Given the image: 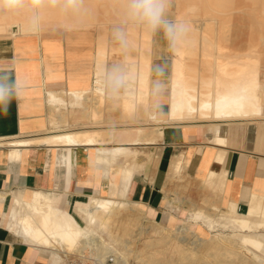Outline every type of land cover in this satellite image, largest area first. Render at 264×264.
I'll return each mask as SVG.
<instances>
[{"label":"bare ground","instance_id":"1","mask_svg":"<svg viewBox=\"0 0 264 264\" xmlns=\"http://www.w3.org/2000/svg\"><path fill=\"white\" fill-rule=\"evenodd\" d=\"M227 3L230 7L226 10L227 15H224V11L217 10L218 4L225 6L218 0H171L168 15L172 13L174 21H187L191 30L181 50L173 53L171 88L168 89L170 97L166 106V119L161 121L156 120L154 108H148L152 97L150 84L155 34L127 21V0H84L78 10L45 7L38 15L27 7L16 12L0 9V55L4 54L3 50L7 47L4 42L9 43L10 40L21 41L32 37L39 40L44 35L52 36L51 33L55 35L58 31H91L96 35L93 89L88 93L48 90L45 98L51 109H56L58 105L71 106L73 99L82 102L91 93L93 105L96 104L92 117L97 124L103 121L100 119L103 114L101 110L106 99L112 96L117 98L116 103L112 104L116 105L121 115L118 119L130 118V122L141 117L138 120L143 123L155 122V125L135 126L123 132L116 129L108 138L105 134L70 131L33 138H10L12 140H6L5 143L0 141L1 146L12 147L9 151L12 161H19L20 149L24 146L86 145L95 147L97 165L116 168L106 173L110 184L108 190L99 188L90 197V205L77 206L73 213L59 209L54 205L53 197L41 191H36L30 201H24L20 195L13 193L16 205L11 210L8 226L11 230L21 235L26 242L43 249L48 256L51 255L54 264L65 263L69 255H77L79 262L89 260L92 264H105L108 257L114 258V264H129L128 256L133 254L138 264H264L263 196H249L244 210L236 203H229L228 207L222 209L217 205V200L208 202V206L196 203L195 207L189 203L192 206L186 207L188 215L179 218L176 226L167 224L165 220H149L137 202L127 199L130 183L137 172V162H142L138 168L143 171L150 161L151 155L144 145L157 140L162 142L166 126L232 118L264 122V26L256 33L259 36L258 43L253 46L256 55L243 56L242 52L238 57L239 54H231V45L227 44L231 40L229 34L220 32L218 24L223 19H231L235 12L244 14L246 8L232 6L237 0H227ZM252 4L249 7L253 11L252 19L264 23V0H252ZM197 22L200 24L194 25ZM211 24L216 27L212 30L204 28ZM117 28L125 31L127 40V46H122L123 54L118 55L114 52V31ZM31 50L33 47H30ZM116 65L130 73L129 87L120 93H109L110 90L104 86V76ZM227 126L225 123L210 125L212 141L220 139V142L226 143ZM50 129L55 130L57 127L51 126ZM108 140L113 145L108 146L111 143ZM137 145L143 147L138 148ZM183 153V150L176 152L168 170V182L176 180L177 191L183 186L184 190L187 188L183 180L188 182L184 175ZM223 178L224 172L210 171L197 190L215 193L222 189L220 185ZM177 191L174 193L175 198L180 196ZM210 194L208 200L203 197L206 202L212 197ZM6 196L0 193V200H5ZM142 221L150 224L143 226ZM131 227L137 229L134 235L129 231ZM142 235H147L144 236L146 241L143 248H147L146 251L150 253L153 251L149 255L131 247ZM168 244L175 247L169 251L171 255L163 256L160 247ZM177 245H183L181 248L184 250L179 251ZM175 248L182 255L175 257L178 255ZM74 249L76 251L73 253ZM165 249L164 253L167 252ZM196 255L198 260L194 259Z\"/></svg>","mask_w":264,"mask_h":264},{"label":"crops","instance_id":"2","mask_svg":"<svg viewBox=\"0 0 264 264\" xmlns=\"http://www.w3.org/2000/svg\"><path fill=\"white\" fill-rule=\"evenodd\" d=\"M58 33H54L56 36L53 33L52 36L44 35L39 40L32 37L4 42L7 47L3 50L4 54L0 55V74L13 76L24 88L19 100H13L7 113L0 112L1 142L70 131L105 134L108 138L116 129L123 132L134 129L135 126L155 125V122H141L138 120L141 117L130 122V118L118 119L121 115L116 105L112 104L117 100L114 96L106 99L100 117L103 121L98 124L92 117L96 104L93 105L91 93L88 95L89 100L85 98L82 102H75L73 99L71 106L58 105L56 109H51L46 101L48 90L88 93L93 89L95 77L93 59L96 35L91 31ZM154 34L151 83L154 79H159L163 82L164 89L158 97L152 94L148 108H154L156 120L161 121L166 119V106L170 97L168 89L171 88L173 52L163 33ZM114 43L120 44L119 41ZM30 47L33 50L30 51ZM114 52L117 55L123 54L122 45H116ZM156 67L162 69L163 75H156L153 71ZM158 104L162 107L157 108ZM215 123L228 124L226 143L220 142V139L212 141L213 134L209 126ZM263 125L264 122L256 119L247 121L232 118L166 126L162 142L157 140L147 145L142 144L151 155L150 161L148 160L143 171L138 168L142 162H137V172L130 183L127 199L137 202L149 220H165L169 223L186 217V207L188 209L192 202L178 203L174 194L176 185L168 184L171 161L176 152L183 150L186 168L184 175L190 178L192 186L198 187V182L207 178L210 171L224 172L223 183L220 185L222 189L216 193L217 204L224 209L229 203H236L244 210L249 196L264 197ZM51 126H56L57 129L51 130ZM107 142H111L108 146L113 145L111 140ZM142 145L137 146L140 148ZM2 146L0 145V193L7 196L5 200H0V264H54L51 255L48 256L43 249L26 242L8 227L11 210L16 205L14 195L30 201L36 191H41L53 197L54 205L59 209L73 213L77 206L90 205V197L99 188L108 190L110 184L106 173L113 172L116 168L97 165L94 146H24L20 149L19 161L10 159L11 146ZM74 257L76 256L69 255L65 263L60 264L76 262L73 261Z\"/></svg>","mask_w":264,"mask_h":264},{"label":"clouds","instance_id":"3","mask_svg":"<svg viewBox=\"0 0 264 264\" xmlns=\"http://www.w3.org/2000/svg\"><path fill=\"white\" fill-rule=\"evenodd\" d=\"M84 4V0H0V9L8 12H16L27 7L34 14L45 7L78 10ZM171 0H127L125 16L127 21L141 25L150 33L162 32L168 46L173 53H178L183 47L190 33L187 21H174L168 18ZM116 40L122 46H127L126 33L117 28L114 31ZM157 76L163 75L162 69L156 67L153 70ZM130 73L121 66H113L105 73L104 86L106 90L120 93L129 87ZM151 93L160 96L164 84L159 79L151 83ZM24 85L8 74H0V112L7 113L8 107L13 100H19ZM157 105V108H161Z\"/></svg>","mask_w":264,"mask_h":264},{"label":"rangeland","instance_id":"4","mask_svg":"<svg viewBox=\"0 0 264 264\" xmlns=\"http://www.w3.org/2000/svg\"><path fill=\"white\" fill-rule=\"evenodd\" d=\"M214 1V0H213ZM219 1V3L220 4H224L225 6H220L219 4L217 5V10L219 11H224L225 13H224V15H227V11L226 10H228V8L230 7V5H229V3H227V0H218ZM221 1H223V2H221ZM231 1H234V0H231ZM246 1V2H245ZM239 2V3H238ZM248 3V4H247ZM237 4V5H236ZM235 5H233L232 4V6H236L237 8H238V6H239V8H242V7H244V9L246 8V11L244 12V14L243 13H240V12H235V13H237V14H233V15H231L232 17H231V19H223L222 20V22L220 23V24H218V29H220V32L221 31H223V32H226V33H228L229 34V39H231V40H229L228 41V45H231L230 46V48H231V54H234L235 56L237 55L238 56V54H239V56L238 57H240L242 54H243V56H245L246 54L248 55V56H254V54L256 55V51H255V47H253L256 43H258V41H259V36L258 35H256V33H258L259 31V28H263L262 26H264V23L262 22V21H256V20H254V19H252V17H253V15H252V13H253V11L249 8L250 7V5L251 6H253V4H252V0H237V3H236ZM242 4H243V6H242ZM216 8V7H215ZM3 11V10H2ZM5 11V10H4ZM1 12V11H0ZM251 13V14H250ZM250 14V15H249ZM244 15V16H243ZM249 17V18H248ZM168 18L169 19H171V20H173V14L172 13H170L169 15H168ZM198 20V19H197ZM244 21V22H243ZM256 21V24H257V27H256V24L254 23L253 24V22H255ZM259 23H261L260 24V26H259ZM200 23H198L197 22V24H194V25H199ZM263 24V25H262ZM120 27V26H119ZM216 27V25L214 26V25H208V26H204V28L206 29V30H212V29H214ZM241 27V28H240ZM254 29H256V31H253ZM231 30V31H230ZM239 30V31H238ZM67 32H71V31H67ZM230 32V33H229ZM158 34L160 33V34H162V32H157ZM231 33H232V36H231ZM264 37V36H263ZM115 41H116V39H115ZM118 41V40H117ZM231 41V42H230ZM115 45H121V44H117V43H115ZM237 49V50H236ZM251 49L253 50L252 52H250L249 53V51H251ZM246 50V51H245ZM245 51V52H244ZM255 51V52H254ZM243 52V53H242ZM236 53V54H235ZM242 53V54H241ZM174 181V180H173ZM184 181V185H186V187L187 188H185V190H184V187L185 186H183L182 188H179V198L177 199V200H179L178 201V203H181L182 201H189V202H192V203H190V204H193V206H195V207H197L196 205L197 204H203L204 203V205H206V206H208V205H210L208 202H210V201H212V200H215L214 202H216V192H218V190H216V192L215 193H212V194H210V193H208V192H206V191H202V189L201 190H197V189H199L198 187H196V186H192V182H191V180L190 179H188V182H187V180H183ZM191 182V183H190ZM217 183H219V182H217ZM168 184L170 185V186H174V185H177V181L175 180L174 182H168ZM201 184V181L199 182V184L198 185H200ZM178 186V185H177ZM177 186H176V188H175V191H177ZM220 188V187H219ZM177 191V192H178ZM167 192H169L168 190H167ZM202 192V193H201ZM204 193V194H203ZM207 193V194H206ZM209 194L210 195H212V197L210 196L209 197V201H207L206 202V200H208V196H209ZM213 196H214V198H213ZM183 197H186V198H183ZM206 199H204V198ZM201 198H203V199H201ZM211 198H213V199H211ZM191 200V201H190ZM202 200H204L203 202H202ZM194 201V202H193ZM200 202V203H199ZM202 202V203H201ZM197 203V204H196ZM196 204V205H195ZM199 205V206H200ZM204 205H202V206H204ZM218 205V204H217ZM190 206H192V205H189V207ZM198 206V207H199ZM180 219H183V218H180ZM159 222V221H158ZM142 224H143V226H148L150 223L149 222H147V221H142L141 222ZM167 224H169V225H171V226H176L177 224H178V220H173V221H171V222H169V223H167ZM134 229V230H133ZM137 229H135V227H131L130 229H129V231H130V233L132 234V235H134V231H136ZM131 231H133V233L131 232ZM153 235V234H152ZM145 235H142L141 237H140V239H139V237L135 240V242H133V244L131 245V247H132V249L133 250H139L142 254L144 253V255H149V254H151L150 252H147L146 250H147V248H143V243L146 241V236L144 237ZM154 236H156V235H154ZM126 238H129V237H127V236H125ZM144 238V239H143ZM140 240V241H139ZM144 240V241H143ZM143 241V242H142ZM174 242V241H173ZM169 245V244H168ZM168 245L166 246H162V247H166V249L165 248H162V247H160L161 249H163V252L162 251H160L161 249H159V251L163 254V256L165 255H167L168 256V254L169 255H171L172 253L170 252L169 253V251H171L172 249H173V246L175 247V245H169V250H168ZM145 246V245H144ZM178 247H180V249L178 248ZM181 247H184L183 245L182 246H180V245H177V248L179 249V251H181V250H184V248H181ZM118 248H122V246L120 247H118ZM136 248V249H135ZM177 248H175L176 250V252L178 253L179 251H178V249ZM144 250V251H142V250ZM164 249L168 252H165L164 253ZM150 249H148V251H149ZM76 250L74 249L73 250V253L75 252ZM186 252H188V251H186ZM149 253V254H148ZM173 253H174V251H173ZM176 253V254H177ZM185 253V251H183V254ZM189 253V252H188ZM213 253H215V252H213ZM179 254L180 255H182L181 254V252L180 253H178V255H175V257H178L179 256ZM79 255V254H78ZM161 255V254H160ZM159 255V256H160ZM174 255V254H173ZM186 255V254H185ZM77 256V255H76ZM162 256V255H161ZM187 257H188V254L186 255ZM194 256V255H193ZM198 255H196V258H194V259H197L198 260V258L199 257H197ZM114 259V258H113ZM128 259H129V264H138V260L134 257V254L131 256V255H129L128 256ZM200 260V259H199ZM73 261H76V262H79L80 261V258H79V256L76 258V257H74V259H73ZM187 261H188V259H187ZM83 263H87V264H92V262L91 261H89V260H84V262ZM114 263H115V261H114Z\"/></svg>","mask_w":264,"mask_h":264},{"label":"built area","instance_id":"5","mask_svg":"<svg viewBox=\"0 0 264 264\" xmlns=\"http://www.w3.org/2000/svg\"><path fill=\"white\" fill-rule=\"evenodd\" d=\"M69 264H87V263H83V262H71ZM105 264H114V259L113 257H108Z\"/></svg>","mask_w":264,"mask_h":264}]
</instances>
